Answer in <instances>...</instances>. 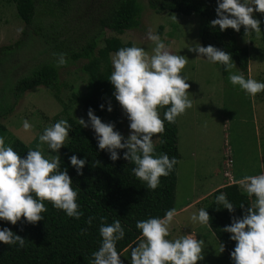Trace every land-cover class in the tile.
<instances>
[{
  "label": "clouds",
  "instance_id": "obj_1",
  "mask_svg": "<svg viewBox=\"0 0 264 264\" xmlns=\"http://www.w3.org/2000/svg\"><path fill=\"white\" fill-rule=\"evenodd\" d=\"M215 12L217 18L209 23L213 28L219 26L221 32L228 28L239 32L243 26L245 33L259 34L261 20L254 18V14H264V0H217ZM146 38L155 45L151 55L143 47L131 46L120 48L112 57L113 71L109 81L115 89L113 95L129 121V135L125 138L114 130L112 122H102L91 107L87 110L88 121L83 118L78 120L81 127L94 130L98 149L108 152L112 161L120 158L117 150L126 149L123 158L135 165L132 169L135 177L145 182L148 189L155 190L160 178L168 176L178 161L167 154L155 157L154 137L163 135L165 121L175 123L177 117L191 108L192 100L188 96V79L182 75L188 59L183 55L172 54L155 32L150 30ZM188 50L209 63L222 65L229 73L230 83L239 86L248 95L264 92V82L246 79L243 73L232 72L236 66L231 53L199 43L189 46ZM53 55L58 67L67 64L66 53ZM104 107V104L100 105L101 109ZM162 108L167 109L163 119L160 115ZM112 110L109 103L107 111ZM71 128L72 125L62 119L45 128L39 141L47 144L52 152L58 153L65 146ZM23 129L30 132L32 125L25 120ZM164 142L160 140L161 144ZM68 159L77 175H82L86 159H79L74 154ZM60 162L59 155L49 160L39 149L29 150L25 157H21L12 147L6 146L4 138L0 137V220L16 225L23 217V222L35 225L44 219L42 213L47 211L44 201L64 211L68 217L79 220L82 212L77 203L78 193L71 187L72 179L67 169L60 170ZM232 184L238 186L236 181ZM239 184L249 197H255V201L247 208L243 203L240 204L243 215L233 216L231 224L223 228L224 232L231 234L230 239L236 242L230 257L233 264H264V173L246 176ZM215 200L229 213L235 212L233 203L225 193L221 192ZM175 215L176 210L173 208L163 218L137 221L136 228L140 230L141 238L131 247L130 264H197L204 259L205 241L197 239L196 234L172 240L167 238ZM93 219L88 217L86 224L90 226ZM100 220L102 242L99 249L92 253L91 264H124L116 249L117 242L125 236L121 222L115 220L112 224H106L105 217H100ZM190 220L210 226L209 213L203 208L198 214L193 213ZM81 232L86 233L87 229ZM0 242L23 248L25 238L4 227L0 230ZM224 250L221 244L220 252Z\"/></svg>",
  "mask_w": 264,
  "mask_h": 264
},
{
  "label": "trees",
  "instance_id": "obj_2",
  "mask_svg": "<svg viewBox=\"0 0 264 264\" xmlns=\"http://www.w3.org/2000/svg\"><path fill=\"white\" fill-rule=\"evenodd\" d=\"M11 1L14 3L17 17L26 27L31 28L32 32L44 39L47 45L52 44L53 53H66V59L70 62L77 59L85 60L81 68L87 76V82L84 91L78 96L79 102L86 113L91 107L102 122L116 124L118 105L113 95L114 86L109 81L111 67L108 55L117 52L120 48L131 47V42L124 44L117 35L138 26L139 14L142 10L140 2L107 0L105 5L103 4L102 11L97 13L95 31L90 34L79 33L83 37V42L79 43V37H73L79 30L72 28L66 19L63 25L56 20L57 26L62 27V30L58 31L53 22H43L40 18H36L35 5L50 0ZM70 1L56 0L53 3L67 5ZM146 3L155 12L198 15L201 46L212 45L231 53L232 60L240 72L246 73L247 52L246 47L241 45V38L247 33L244 32L243 26L239 32L231 28L221 32L219 26L213 28L209 23L217 18L215 12L217 0H146ZM256 19L261 20L260 34L264 43V14L256 13ZM105 30L111 32V35L104 36ZM22 33L26 35L29 32L25 29ZM98 36L103 37L104 45L100 48H98ZM11 49L5 47L0 49V65L8 60ZM51 57L56 58L53 54ZM220 66L223 75L225 70L222 65ZM56 79L57 73L53 62L46 61L35 66L29 74L16 79L12 84L10 82L5 84V87L9 86L7 98L2 94L3 88L0 90V137L4 138L5 145L8 144L6 146L12 147L21 157H25L30 149L17 138L8 137L3 120L11 114L16 102L25 91L38 86L53 90L56 88ZM109 103L113 109L111 112L107 111ZM101 104L105 105L103 109L100 108ZM166 110V108L160 109L162 119ZM63 120H67L72 128L65 146L61 147L60 170L66 168L72 179L71 187L78 193L77 203L82 216L79 220L70 218L64 211L57 210L50 202L44 201L47 211L42 213L44 219L35 225L23 222V217L16 225L0 220V230L8 227L15 234L25 238L23 248L0 242V264H91L92 253L99 249L102 242L99 234L100 217L106 218L104 221L106 224H112L115 220L121 222L125 236L116 244V249L120 253L139 241L141 234L136 228L137 221L163 218L168 210L173 209L177 164L168 176L160 178L159 186L155 190L148 189L146 183L137 179L132 172L135 165L123 158L126 149L117 150L120 158L112 161L108 152L98 149L95 136L90 135L71 117H65ZM157 137L153 155L158 157L167 154L169 158L175 157L178 160L176 121L175 123L165 121V132ZM160 140L165 142L161 144ZM73 154L87 161L82 169V175H77L75 168L70 164L68 157ZM221 192L225 193L227 199L233 203L234 213H229L222 204L216 203L215 197ZM242 203L245 208L249 206L247 195L241 193L235 184L224 185L198 202L199 210L203 208L209 213L210 226L206 225L207 228L215 237L218 247L224 245V252L232 264L230 253L236 242L230 239L231 234L224 232L223 228L231 224L233 216L243 215V209L240 207ZM90 216L94 219L89 226L86 220ZM85 228L87 232L82 233L81 230Z\"/></svg>",
  "mask_w": 264,
  "mask_h": 264
},
{
  "label": "rangeland",
  "instance_id": "obj_3",
  "mask_svg": "<svg viewBox=\"0 0 264 264\" xmlns=\"http://www.w3.org/2000/svg\"><path fill=\"white\" fill-rule=\"evenodd\" d=\"M55 1L50 0V2L36 4V18H40L43 22H53L58 31H61L62 27L57 26L56 20L63 25L66 19L72 28H75L76 31L79 30L77 34L81 32L90 34L95 31L97 13L102 11L104 3L107 2V0H71L67 5L63 3L55 5L53 3ZM138 1L142 5L139 24L137 27L117 35L120 41L124 44L131 42V46L143 47L151 55L155 45L146 38L147 33L151 30L160 36L161 41L172 54L183 55L188 59L182 75L188 79L186 83L190 85L188 96L192 100V107L178 117L177 129L179 128V131L176 132V148L180 155V161L177 163L179 176L175 197L177 205H180L182 200L194 197L193 194L198 192L197 188L199 190L204 188V181L210 175L217 178L213 172L217 169L218 173V161L220 160L224 134L227 136V143L232 153L233 174L253 168V161L256 162L258 156L264 157V138H260L261 135L259 137L253 130L255 126L250 119L253 106L249 102V100L254 101L256 97L263 99L264 92L255 96L248 95L239 86H233L230 83L227 71L223 75L221 74L220 64L209 63L205 58L197 56L195 52H189V46H194L196 43L200 44V18L198 15L167 11L155 12L147 6L146 0ZM254 18H256V13ZM25 29L29 32L26 35L22 33ZM77 34L73 37H79V43H82V35L77 36ZM66 35L64 34V36ZM109 35L111 32L105 30L104 36ZM102 38L97 37L99 40L98 48L104 45ZM15 43L17 45L14 46ZM241 45L246 47L249 63H247L248 70L243 75L246 76V79L253 78L258 82H264V43L261 40V34L247 32L241 38ZM4 47L12 48L8 60L0 65V90L3 88L2 94L6 98L9 96L7 95L9 94V86L5 87V84L8 82L12 84L16 79L29 74L35 66L41 63L51 61L54 64L57 73L56 88L48 90L38 86L25 91L16 102L11 114L3 120L8 137L17 138L30 150L39 149L46 159L51 160L52 157L61 154V149L58 153H54L47 144L40 143L39 136L44 129L65 117H71L77 123H79V118L88 121L87 113L78 99L87 82V76L81 68L85 60L77 59L73 62L67 60L66 65L58 67L56 58L51 57L53 54L52 44L47 45L44 39L32 32L31 28L25 26L17 17L14 3L11 0H0V49ZM115 53L111 52L108 55L111 72L113 71L112 57ZM235 66L232 72L241 73L236 64ZM254 104L260 106V110L257 107L255 114L257 124L264 136V102L256 101ZM117 105L118 120L114 124V130L126 138L130 132L129 121L118 101ZM221 113L224 116L230 114L235 120L233 124L224 123L222 126L225 121L223 116L224 119L219 122V126H216V118ZM237 117H240V120L236 119ZM190 118L194 121L193 135L189 131L192 127L189 125L191 123ZM25 120L32 125L30 132L23 129ZM185 123L189 126L185 127ZM181 124L183 126H180ZM84 129L90 135L95 136L91 127ZM205 135L206 140L203 144V136ZM157 139V136L154 137V143L157 142ZM190 140L192 143L190 142L191 144L188 145L187 142ZM192 153H194L193 158L190 159L188 155ZM192 187H195L194 190L196 191L192 192ZM253 203L251 201L250 205ZM195 209L199 211L198 203L192 207L185 205L183 208L175 209L176 215L173 224L176 225L177 219H181L182 213L191 216ZM186 216H184L183 224L177 225V228L173 227V232L177 236L170 233L168 239L172 240L191 233L196 234V238L200 239L201 230L203 231L204 226L192 223L190 218L189 220L185 218ZM126 248L120 252L121 259L124 264H130L131 247ZM218 249L212 241L209 242V239H205L204 259L198 261L197 264H221V260L219 261L218 258ZM229 264H232L230 260Z\"/></svg>",
  "mask_w": 264,
  "mask_h": 264
},
{
  "label": "crops",
  "instance_id": "obj_4",
  "mask_svg": "<svg viewBox=\"0 0 264 264\" xmlns=\"http://www.w3.org/2000/svg\"><path fill=\"white\" fill-rule=\"evenodd\" d=\"M249 64V63H248ZM247 70H248V68H247ZM247 75V74H246ZM245 78H246V76H245ZM256 101H259V102H264V97H263V99H259V98H255V100L254 101H250L249 100V102H250V104L253 106V108H251L252 109V113L250 114V119H251V121H252V124L255 126L254 128H253V130L256 132V134L260 137V135H261V137L260 138H264V136L262 135V133H261V130H260V127H259V125L257 124V120H256V114H255V110L257 109V107H259L258 109L260 110V106H258L257 104L255 105L254 103H256ZM223 116H224V114H220V116L218 117V118H216V126H219V122L222 120V119H224L225 118V121L222 123V126L224 125V123H226V124H228V123H232L233 124V121H235L234 120V118L230 115V114H228V115H225L224 116V118H223ZM236 119H239L240 120V117H237ZM190 120H191V123L189 124L190 126H192L191 128H190V132H191V134L192 133H194V130H193V128H194V121H192V118H190ZM254 122H255V124H254ZM177 123H178V117H177V119H176V132L177 131H179V128L177 129ZM189 125H187V123H185V127H187V126H189ZM180 126H183V124H181ZM218 128V127H217ZM221 128H223V127H221ZM187 131H188V129H187ZM220 131H221V129H220ZM222 132V131H221ZM206 134V133H205ZM193 135V134H192ZM214 135V134H213ZM190 137H192V136H190ZM204 140H206V135L205 136H203V144L205 143V141ZM192 140H190V141H188L187 142V144L188 145H190L192 142H191ZM191 142V143H190ZM189 149V148H188ZM193 154L194 153H192V154H190V155H188V157L190 158V159H192L193 158ZM218 158V157H217ZM216 158V159H217ZM187 160H188V158H187ZM220 160H221V155H220ZM220 160L218 161V165H219V168H220ZM177 161H180V155L178 156V160ZM177 166L178 165H176V181H175V188H174V204H173V207H174V209H180V208H183L185 205H186V207L187 206H195V204L196 203H198L201 199H203V198H205L206 196H208L209 194H211L213 191H215V190H217V189H219V188H221V187H223L225 184H228V182L224 179V178H222V176H221V174H220V169L218 168V173H217V169L213 172V174L215 175V176H217V178H213L211 175L208 177V179H206L205 181H204V188L202 187V189H198L197 188V190H198V192H197V194L195 193V195L193 194V196L194 197H192L191 199L190 198H188V199H184V200H182L181 201V204L180 205H177V203H176V197H175V192H176V183H177V178H178V176H179V174H178V171H177ZM262 173H264V157L261 155V156H258L257 157V161L255 162V161H253V168H249V169H246L245 171H239V172H236V174L234 173L233 174V172H232V176H233V179L235 178V177H237V178H235V180L234 181H236L237 183H238V189H239V191L241 192V193H243V194H246L244 191H243V189L241 188V186H240V184H239V181L240 180H242L244 177H246V176H255V175H259V174H262ZM203 182V181H202ZM200 187H201V184L199 185ZM195 189V187H192L191 188V191L192 192H194V191H196V190H194ZM247 195V194H246ZM200 198H199V197ZM197 198V199H196ZM247 198H248V200H249V206H251L250 205V202L252 201V202H254L255 201V197H249L248 195H247ZM196 199V200H195ZM197 208V207H196ZM198 209H195V212L194 213H197L198 214ZM181 219H177V221L175 222V224L176 225H174L173 224V222H172V225L170 226V233H171V235H175L174 234V232H173V227L174 228H177L176 226L177 225H179V224H183V220H184V216H186V215H183V213L181 214ZM185 218H187L188 220H189V218H190V215L189 216H186ZM198 223V222H197ZM201 224H199L198 223V226H200ZM201 226H204V229H203V231L201 230V235H200V239H202V240H204L205 241V239H209V242L210 241H212V243H214L215 244V246L217 247V248H219L217 251H218V258H219V261L221 260V264H229V257L226 255V253L223 251L222 253L220 252V247H218L219 246V244L217 243V241H216V239H215V237L213 236V234L210 232V230L207 228V226L206 225H201ZM192 232V231H191ZM175 236H177V235H175ZM176 239V238H175ZM228 258V259H227ZM210 262H211V260H209ZM231 261V260H230Z\"/></svg>",
  "mask_w": 264,
  "mask_h": 264
},
{
  "label": "built area",
  "instance_id": "obj_5",
  "mask_svg": "<svg viewBox=\"0 0 264 264\" xmlns=\"http://www.w3.org/2000/svg\"><path fill=\"white\" fill-rule=\"evenodd\" d=\"M226 134L223 135L221 143V160H220V174L228 181L229 184L234 183L232 176L233 158L230 147L227 143Z\"/></svg>",
  "mask_w": 264,
  "mask_h": 264
}]
</instances>
